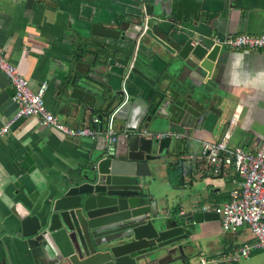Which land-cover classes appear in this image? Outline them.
Instances as JSON below:
<instances>
[{
    "label": "crops",
    "instance_id": "obj_1",
    "mask_svg": "<svg viewBox=\"0 0 264 264\" xmlns=\"http://www.w3.org/2000/svg\"><path fill=\"white\" fill-rule=\"evenodd\" d=\"M141 1L0 0V52L18 67L32 91L46 83L45 107L65 126L84 127L88 113L89 127L103 130L112 103L118 100L111 90L116 92L119 82L110 72L120 75L133 58L135 66L144 69L141 62L150 50L143 45L159 50L148 37H141L142 15L137 9ZM162 1V13L159 6L153 8L161 15L148 21V28L158 38L164 39L161 25L179 32L193 29L212 37L264 33V0ZM92 24L118 33L106 38L95 36L90 32ZM220 49L221 59L211 75L202 73L203 78L197 80L192 77L194 86L204 87V92L201 87L199 93L192 92L194 96L184 91L179 101L176 95L166 96L154 88L153 94L164 102L162 114L169 116L167 124L163 121L165 131H184L190 137H172L177 142L175 153L151 164L153 194L162 216L200 211L204 204L228 201L234 187L232 170L224 168L216 173L198 153L200 141L222 138L238 105L241 109L236 125L230 129L229 145L255 151L264 137V131H257L259 124L264 130V51ZM130 79L145 89L147 95L143 97L151 94L152 89L139 78ZM195 87L190 91L197 90ZM127 90L131 97L141 95L131 82ZM155 96L153 103L158 101ZM13 97L11 83L0 72V127L16 112ZM154 107L151 104V109ZM185 113L194 119L192 129L180 125ZM95 116H100V124H93ZM118 121L116 132H123L124 123ZM99 148L105 150L101 138H69L41 127L32 118L15 122L0 141V238L7 234L20 201L45 191L59 175L82 168ZM190 154L194 158L186 159ZM173 166L184 168L179 187L170 184L168 167ZM214 221H202L196 226L190 243L194 264H263L264 254L259 249H253L247 258L232 261L234 250L255 240L246 226L235 234H224Z\"/></svg>",
    "mask_w": 264,
    "mask_h": 264
},
{
    "label": "water",
    "instance_id": "obj_2",
    "mask_svg": "<svg viewBox=\"0 0 264 264\" xmlns=\"http://www.w3.org/2000/svg\"><path fill=\"white\" fill-rule=\"evenodd\" d=\"M145 13L161 15L149 5ZM159 28L164 39L150 28L145 32L159 47L143 45L150 50L141 62L146 70L130 61L120 75L110 72L119 85L116 92L111 90L118 100L109 114L115 111L114 119L123 121L127 137L120 136L110 151L97 149L82 168L59 175L45 191L20 201L7 234L0 238V264H189L186 259L193 254L190 243L197 224L218 216L197 210L170 217L160 214L151 164L169 155L173 138L150 139L138 133V126L141 123V129L150 133H165L169 116L162 114L164 102L153 94L154 88L166 96L176 95L179 101L184 91L194 96L201 87L204 92V87L194 86L192 77L211 75L221 49L210 34ZM131 62L126 90L131 82L141 95L131 97L127 90L124 101L121 80ZM134 76L152 89L148 97L130 79ZM191 87L197 90L190 91ZM193 123L185 113L180 125L189 130ZM84 127H89L88 113Z\"/></svg>",
    "mask_w": 264,
    "mask_h": 264
},
{
    "label": "built area",
    "instance_id": "obj_3",
    "mask_svg": "<svg viewBox=\"0 0 264 264\" xmlns=\"http://www.w3.org/2000/svg\"><path fill=\"white\" fill-rule=\"evenodd\" d=\"M146 23L144 22V30ZM213 43L227 50L264 51V33L251 35L247 33L227 34L214 37ZM132 62L121 80V91L124 101L127 100L126 80ZM0 72L11 83L14 89L16 112L8 123L0 127V141L5 137L11 126L20 119H34L41 127L52 128L69 138H102L105 150H112L120 136L127 137L125 131L117 133L114 129L115 111L106 117V127L103 130L82 127L73 129L65 126L44 104V94L47 85L43 82L36 91L29 88L28 81L22 76L17 66L11 64L0 52ZM241 105L236 108L230 120V128L219 141H200L199 157L216 173L221 169H231L234 177V187L229 191L228 201L223 203H209L200 207L201 212L217 214L222 233L235 234L241 227L246 226L255 242L243 245L233 251L231 260L249 257L253 249H259L264 254V137L255 151H246L240 146H230L231 127L236 125ZM93 124H100V118L95 116ZM140 135L150 139H161L166 136L175 139L190 140L187 135L165 133H150L146 129L138 131ZM186 159L194 158L187 155ZM194 210V209H193ZM198 210V209H197ZM185 212H179L183 215ZM204 264V263H203ZM264 264V262H263Z\"/></svg>",
    "mask_w": 264,
    "mask_h": 264
},
{
    "label": "flooded vegetation",
    "instance_id": "obj_4",
    "mask_svg": "<svg viewBox=\"0 0 264 264\" xmlns=\"http://www.w3.org/2000/svg\"><path fill=\"white\" fill-rule=\"evenodd\" d=\"M146 0H142L141 2H139V4L137 5V9L140 11L141 15H142V21H140V25L139 28L142 30L144 28V22L146 23V29L144 30V33L141 32V37L145 36V32H147L148 28V21L149 18L153 17H149L146 13H145V6L149 5L152 6L154 8V6H159L160 7V12L162 13L163 8H164V2L162 0H153L152 4H146L145 3ZM145 3V4H144ZM167 4V3H166ZM168 5V4H167ZM92 34L95 36H100V37H111V36H115L114 34L118 33L117 31H111L108 29H102L99 25L97 24H92ZM90 31V32H91ZM143 31V30H142ZM140 34V33H139ZM139 46V45H138ZM133 64L135 63V59L133 58ZM133 67V65H132ZM131 67V68H132Z\"/></svg>",
    "mask_w": 264,
    "mask_h": 264
},
{
    "label": "trees",
    "instance_id": "obj_5",
    "mask_svg": "<svg viewBox=\"0 0 264 264\" xmlns=\"http://www.w3.org/2000/svg\"><path fill=\"white\" fill-rule=\"evenodd\" d=\"M183 169V166L168 167V177L172 186L179 187L182 184Z\"/></svg>",
    "mask_w": 264,
    "mask_h": 264
},
{
    "label": "rangeland",
    "instance_id": "obj_6",
    "mask_svg": "<svg viewBox=\"0 0 264 264\" xmlns=\"http://www.w3.org/2000/svg\"><path fill=\"white\" fill-rule=\"evenodd\" d=\"M117 124H119V121H118V119H115L114 120V129L115 130H117V128L116 127H118L117 126ZM153 127V126H152ZM263 127H261V124H259V128H257L258 130L257 131H259V132H262L263 133V129H262ZM178 134H180V135H187L188 133L187 132H184V131H180V133H178ZM180 142V141H179ZM176 146H177V142L176 141H174V139L172 140V145H171V150H170V152H169V154L170 155H172L173 153H175V150H176ZM179 147V146H178ZM249 146H247V148H248ZM215 222V224L217 223V226H219L220 224H218V221L217 220H215L214 221ZM221 229V228H220ZM196 260L198 259V257L197 258H195ZM239 260V259H238ZM192 262V263H191ZM205 262V261H204ZM195 262H193V258L190 260V262H189V264H194ZM198 263H199V260H198ZM200 264H202V261H200ZM206 264H208L207 262H206Z\"/></svg>",
    "mask_w": 264,
    "mask_h": 264
}]
</instances>
